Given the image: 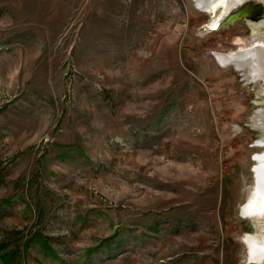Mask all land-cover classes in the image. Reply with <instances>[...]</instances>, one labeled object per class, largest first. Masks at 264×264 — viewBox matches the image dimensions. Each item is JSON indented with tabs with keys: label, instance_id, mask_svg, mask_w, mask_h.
Returning <instances> with one entry per match:
<instances>
[{
	"label": "rangeland",
	"instance_id": "374dc122",
	"mask_svg": "<svg viewBox=\"0 0 264 264\" xmlns=\"http://www.w3.org/2000/svg\"><path fill=\"white\" fill-rule=\"evenodd\" d=\"M231 8L0 0V264H253L264 84L214 57L254 42Z\"/></svg>",
	"mask_w": 264,
	"mask_h": 264
},
{
	"label": "bare ground",
	"instance_id": "6f19581e",
	"mask_svg": "<svg viewBox=\"0 0 264 264\" xmlns=\"http://www.w3.org/2000/svg\"><path fill=\"white\" fill-rule=\"evenodd\" d=\"M198 9L204 12H214L211 21L214 26L219 25L225 15L228 7H233L237 1L242 0H193ZM250 20V19H246ZM250 36L254 38L251 47L234 53H216L215 58L221 66H232L236 70L244 72V80L247 84H254L257 79L264 81V16L257 20H250ZM253 45V46H252ZM216 60V61H217ZM248 71V72H247ZM264 83V82H263ZM264 89L261 93L263 101H257L255 116L257 123L251 124L254 131L262 134L257 139L259 147L264 146ZM254 114V115H255ZM250 124V123H249ZM257 128V129H255ZM264 152V151H263ZM256 164L253 168L255 175L254 191L249 199L239 208L241 216L245 219H253L264 215V153L255 155ZM249 246V255L253 264H262L264 262V239L259 240L256 237L247 238Z\"/></svg>",
	"mask_w": 264,
	"mask_h": 264
},
{
	"label": "water",
	"instance_id": "95a60500",
	"mask_svg": "<svg viewBox=\"0 0 264 264\" xmlns=\"http://www.w3.org/2000/svg\"><path fill=\"white\" fill-rule=\"evenodd\" d=\"M231 9H236L237 13L232 15L227 23H233L238 18H243L245 22L246 19L257 20L260 17L264 16V0H242L237 1L236 4L233 5ZM230 11V10H229ZM246 23V22H245ZM246 25L250 26L246 23ZM218 27H210L209 30L217 29ZM260 83H263L262 79H257ZM264 84V83H263ZM264 95V94H263ZM263 101L262 95H259L254 101ZM250 129L254 130L253 126L247 125ZM257 129V128H255ZM262 134V131L258 133V135Z\"/></svg>",
	"mask_w": 264,
	"mask_h": 264
}]
</instances>
